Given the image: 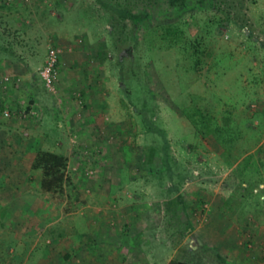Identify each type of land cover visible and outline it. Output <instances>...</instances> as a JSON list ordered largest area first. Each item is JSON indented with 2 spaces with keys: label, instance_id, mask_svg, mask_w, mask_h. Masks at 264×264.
Wrapping results in <instances>:
<instances>
[{
  "label": "rangeland",
  "instance_id": "obj_1",
  "mask_svg": "<svg viewBox=\"0 0 264 264\" xmlns=\"http://www.w3.org/2000/svg\"><path fill=\"white\" fill-rule=\"evenodd\" d=\"M73 42L105 95L91 146L50 143L63 181L47 191L32 138L87 114L58 86ZM51 46L55 94L39 75ZM83 244L95 264H264V0H0V264H75L62 257Z\"/></svg>",
  "mask_w": 264,
  "mask_h": 264
},
{
  "label": "crops",
  "instance_id": "obj_2",
  "mask_svg": "<svg viewBox=\"0 0 264 264\" xmlns=\"http://www.w3.org/2000/svg\"><path fill=\"white\" fill-rule=\"evenodd\" d=\"M72 46H73L72 47L73 49H69L68 53L67 52L65 53L64 60H62V62L60 60V64L62 63L61 68L66 66V64L68 66H71V68H73L71 71L69 70L71 75H69V80L68 81L66 80L65 82L66 84L62 82L61 84L59 83L58 86L60 87V89L63 90L62 87L64 85H67L68 88H72L71 86L73 85L75 90L81 92L83 96L82 97L83 101L88 103L87 114L84 115L85 124L73 125L71 124V122H67L66 120L68 117L65 114L66 113L65 111L62 112L61 121L64 120L63 124L61 123V121L60 122L57 121L55 124L52 125L51 128H49L50 126L48 125L41 124V126H39L40 128L39 135L37 136V138H35V136L32 138L38 141L37 148H39V151L41 150V151L51 152V153L59 155V153L56 152L54 149L49 148L51 146L50 143H53L56 140L55 138L56 136H58V138H60V136L65 137L67 140V143L72 144V143H75L74 139L76 137L83 135L81 136V138H79L81 142L83 141L84 144L88 146H91L93 144L89 137L90 135L92 136V134L96 132L97 130L94 124H97L96 119H98L97 117L100 116L101 109L99 108L103 104L102 100H104L103 96L105 94L102 93L99 87V86H102V83H100V81L96 82L97 79L93 81V75L90 74V71L89 72L87 71V74L85 75L82 72L85 68H88L89 64L92 63L90 59H93V58L92 56L88 54L89 51H87L86 48H81V47L77 49L78 44L76 42H73ZM90 50L92 51V49ZM93 50L98 51L97 54L102 53V49L99 47L98 49L94 47ZM63 69H65V67ZM52 131H54V133ZM51 138H53V140H51ZM34 159L35 157L33 156L32 159L30 160V164H32ZM91 242L92 241L90 240V238H88L86 239L85 243H91ZM96 242L100 243L98 242V240L95 241L94 243ZM86 248H87V245L85 247L84 244H83V248H81V246H78V245L76 247L74 246L73 247L74 252L73 251L67 252L66 254H64L62 259L68 258L69 260H75V264H95L94 262H91L89 260H91V258L92 259L96 258L97 255L89 256L87 255L88 254L87 251L86 252L84 251L82 253V250L83 249L86 250ZM54 256H55L54 252H51L50 254L49 253L46 254L45 259H50L52 261V262L50 261L51 262L50 263L47 260L48 262L47 264H55L53 263Z\"/></svg>",
  "mask_w": 264,
  "mask_h": 264
},
{
  "label": "trees",
  "instance_id": "obj_3",
  "mask_svg": "<svg viewBox=\"0 0 264 264\" xmlns=\"http://www.w3.org/2000/svg\"><path fill=\"white\" fill-rule=\"evenodd\" d=\"M186 0H169L173 5L182 4ZM203 1H201L202 3ZM216 6V5H215ZM228 22V18L219 20L215 29L220 30L224 23ZM159 31V32H158ZM158 31L159 41L162 43L163 48H178L180 42L182 41L183 33H181L177 26L168 25L160 26ZM160 33V34H159ZM157 34V33H156ZM202 39L201 37H195L191 40H186L185 42V51L190 50V57L193 58L194 65L198 64L199 53L202 51ZM197 60V61H196ZM195 123V121L193 120ZM64 164V158L61 155L54 154L51 152L40 151L37 153L35 161L33 163V168H41L44 171V178L42 180L43 189L50 191L55 186H58L63 181V173L60 172ZM175 264H184V263H175Z\"/></svg>",
  "mask_w": 264,
  "mask_h": 264
},
{
  "label": "built area",
  "instance_id": "obj_4",
  "mask_svg": "<svg viewBox=\"0 0 264 264\" xmlns=\"http://www.w3.org/2000/svg\"><path fill=\"white\" fill-rule=\"evenodd\" d=\"M61 50L56 46H51L48 48L46 60L39 71V75L41 81L43 83L44 88L51 94H55L57 92V83H58V75H59V59H60ZM11 81L14 83L19 80H11L9 77L3 78L4 84H9ZM80 99V95H77ZM80 103L81 100L79 101ZM31 115L35 113L33 111H29ZM5 117L8 116V113L4 114Z\"/></svg>",
  "mask_w": 264,
  "mask_h": 264
}]
</instances>
